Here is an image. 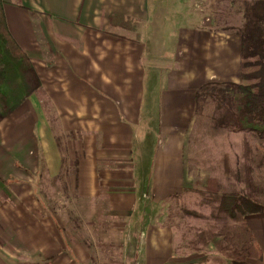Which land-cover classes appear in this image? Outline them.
Listing matches in <instances>:
<instances>
[{
	"label": "crops",
	"instance_id": "1",
	"mask_svg": "<svg viewBox=\"0 0 264 264\" xmlns=\"http://www.w3.org/2000/svg\"><path fill=\"white\" fill-rule=\"evenodd\" d=\"M160 6L3 0L53 121L35 93L0 120V264H187L160 207L191 191L194 93L236 80L238 37L159 31ZM246 224L264 264V212Z\"/></svg>",
	"mask_w": 264,
	"mask_h": 264
},
{
	"label": "trees",
	"instance_id": "2",
	"mask_svg": "<svg viewBox=\"0 0 264 264\" xmlns=\"http://www.w3.org/2000/svg\"><path fill=\"white\" fill-rule=\"evenodd\" d=\"M227 4L223 12L235 24L225 30H231L238 37L237 78L200 85L194 93V113L206 115L213 128H229L261 141L264 140V0H228ZM32 93L38 96L52 122L39 77L30 57L10 34L3 0H0V120ZM244 148L250 155L252 150L246 142ZM260 164L264 167V149ZM246 184V193L217 194L214 222L207 228L186 231L182 238L186 240L188 232L193 237L194 249L212 246L228 264H256L261 250L246 224V217L264 212V189L251 177Z\"/></svg>",
	"mask_w": 264,
	"mask_h": 264
},
{
	"label": "rangeland",
	"instance_id": "3",
	"mask_svg": "<svg viewBox=\"0 0 264 264\" xmlns=\"http://www.w3.org/2000/svg\"><path fill=\"white\" fill-rule=\"evenodd\" d=\"M161 1V11L156 22L159 31L169 29L178 23L181 25L205 23L214 30L233 33L231 30H225L235 24V20L223 12L228 7V0ZM233 34L237 38V35ZM236 54L238 55V52ZM187 142L186 162L187 171L192 176V188L190 192H182L176 197L173 195L165 202V206L160 207L164 223L180 237L181 251L188 254L185 258L187 264H228L226 258L212 246L196 250L191 245L193 237L187 232L186 240L189 241L187 243L182 236L186 231L194 232L193 230L197 228H207L214 222L213 215L218 204L217 194L246 193L248 191L246 181L250 177L259 182L261 190L264 189V167L260 164L264 140L257 141L247 133L225 127L213 128L206 115H195L193 129L188 135ZM245 142L252 150L250 155L244 148ZM249 156H252L253 161H250ZM185 210L189 213H185ZM208 248L213 250V254L207 251Z\"/></svg>",
	"mask_w": 264,
	"mask_h": 264
}]
</instances>
